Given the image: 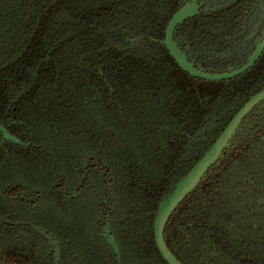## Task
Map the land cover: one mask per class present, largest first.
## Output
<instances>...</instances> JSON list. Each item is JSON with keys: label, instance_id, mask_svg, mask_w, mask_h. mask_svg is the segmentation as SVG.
<instances>
[{"label": "trees", "instance_id": "obj_1", "mask_svg": "<svg viewBox=\"0 0 264 264\" xmlns=\"http://www.w3.org/2000/svg\"><path fill=\"white\" fill-rule=\"evenodd\" d=\"M191 1L0 0V127L20 142L0 132V264H167L160 202L264 89V52L226 81L177 65L163 42ZM198 1L179 47L206 73L243 68L263 40L264 0ZM63 179L66 214L36 209ZM164 236L182 264H264V102Z\"/></svg>", "mask_w": 264, "mask_h": 264}, {"label": "water", "instance_id": "obj_2", "mask_svg": "<svg viewBox=\"0 0 264 264\" xmlns=\"http://www.w3.org/2000/svg\"><path fill=\"white\" fill-rule=\"evenodd\" d=\"M203 4L198 0H193L186 3L171 19L166 30V36L163 44L167 48L170 56L174 59L177 65L188 75L193 78L204 81L218 82L237 78L246 73L260 59L264 52V35L263 40L258 44L255 53L250 58L249 63L243 68L227 72L223 74H211L197 69L188 56L182 51L175 39L177 29L186 22L195 19L202 13ZM264 102V89L254 95L233 117L228 126L218 137L211 148L205 155L192 167L189 173L180 180L174 187L173 191L166 195L159 204L157 216L154 224V235L157 248L167 262V264H182L168 249L165 242V228L176 211V209L192 194L197 187L204 181L208 172L217 164L223 157L224 152L230 147L237 130L243 121L252 113V111ZM0 132L3 133L4 140L20 144V142L12 137L8 131L0 127ZM108 243L116 252L118 248L113 237H108Z\"/></svg>", "mask_w": 264, "mask_h": 264}, {"label": "rangeland", "instance_id": "obj_3", "mask_svg": "<svg viewBox=\"0 0 264 264\" xmlns=\"http://www.w3.org/2000/svg\"><path fill=\"white\" fill-rule=\"evenodd\" d=\"M120 35L125 37L130 43L132 44H137L138 43V39L130 34L124 33V32H120ZM203 138V136H200L196 139H194L192 141V144L195 145L198 141H200ZM62 193V201L58 198V191ZM53 192L57 193V194H45L47 196H45V198L41 199L40 201L37 202V204H35L34 206H36L35 208L40 209L44 207V201L46 200L47 202H50L51 205H55L56 207H58L60 209L61 214L64 216L66 214L67 211V205H66V199L68 198L70 192L68 189V184L66 182L65 179H63V181L60 182V186H58ZM30 198V197H29ZM48 204V203H47ZM50 206V205H49Z\"/></svg>", "mask_w": 264, "mask_h": 264}, {"label": "flooded vegetation", "instance_id": "obj_4", "mask_svg": "<svg viewBox=\"0 0 264 264\" xmlns=\"http://www.w3.org/2000/svg\"><path fill=\"white\" fill-rule=\"evenodd\" d=\"M200 4H203V3H200ZM203 8H204V4H203ZM203 8H202V10H203ZM100 233L104 237V239L107 241V243H108V237H113V235L111 234V230H110V223L108 221L101 226Z\"/></svg>", "mask_w": 264, "mask_h": 264}]
</instances>
